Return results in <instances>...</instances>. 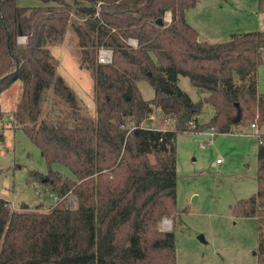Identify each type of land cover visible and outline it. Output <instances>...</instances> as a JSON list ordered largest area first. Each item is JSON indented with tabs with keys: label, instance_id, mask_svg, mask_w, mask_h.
I'll return each instance as SVG.
<instances>
[{
	"label": "trees",
	"instance_id": "1",
	"mask_svg": "<svg viewBox=\"0 0 264 264\" xmlns=\"http://www.w3.org/2000/svg\"><path fill=\"white\" fill-rule=\"evenodd\" d=\"M39 1L42 6L28 8L0 0V95L22 79L16 118H26L23 130L47 166V174L35 172L32 179L60 201L46 212L24 204L11 211L0 199V264H176V137L264 126V94L256 83L264 31L198 42L185 13L202 0ZM257 10L264 14V0H257ZM166 12L171 22L159 25ZM69 24L80 65L93 75L95 120L71 127L38 123L50 88L75 120L80 117L47 50L62 41ZM22 37L25 44L18 43ZM128 39L137 47H129ZM100 48L112 51L111 64H98ZM179 77L206 96L192 102L178 87ZM141 81L154 89L150 101L141 97ZM204 104L215 113L200 126ZM153 108L173 129L140 126ZM256 158L257 191L237 201L232 214L256 220V264H264V141L258 142ZM53 164L65 166L74 178L62 177ZM68 195L75 209L65 204ZM164 218L172 220L170 231L160 229Z\"/></svg>",
	"mask_w": 264,
	"mask_h": 264
},
{
	"label": "rangeland",
	"instance_id": "2",
	"mask_svg": "<svg viewBox=\"0 0 264 264\" xmlns=\"http://www.w3.org/2000/svg\"><path fill=\"white\" fill-rule=\"evenodd\" d=\"M243 3L246 7L241 10L247 13L244 18L255 17L257 0H243ZM17 5L33 8L43 4L39 0H17ZM225 9L236 11L229 6ZM71 20L72 23L77 21L75 17ZM234 20L231 14L225 17L216 15V25L226 24L222 34L216 37V42L227 41L232 34L258 30L261 26L256 24V27L236 30L232 24ZM210 27L208 25L206 28L211 34L216 33L215 27L214 30ZM47 50L56 76L64 80L78 102L80 117L75 120L69 107L50 88L43 94L38 123L71 127L83 125L84 121H94L93 75L89 69L80 65L78 39L70 24L62 41L47 46ZM179 86L189 94L193 102L201 99L202 93L190 84L187 77H180ZM137 87L142 99L154 97V89L146 81L139 82ZM22 90L23 81L18 79L0 95V199L10 204L11 211H18L24 204L30 209L40 205L41 211L46 212L55 204L51 197L53 194L44 185L34 181L32 174H47V166L38 148L23 130L22 124L27 123L26 118L22 122L16 118ZM257 90L264 94V63L257 69ZM211 107L203 105L199 116L200 126L211 119ZM140 126L173 129V123L162 120L154 108ZM246 128L236 129L241 133H251ZM212 133L210 130H195L176 137L177 216L173 230L176 264H256V220L233 216L232 207L237 201L249 198L257 191L258 141L255 137ZM52 169L62 177L74 178L61 164H53ZM65 204L68 208H76V200L72 195L66 197ZM160 229L170 231L171 218H164Z\"/></svg>",
	"mask_w": 264,
	"mask_h": 264
},
{
	"label": "crops",
	"instance_id": "3",
	"mask_svg": "<svg viewBox=\"0 0 264 264\" xmlns=\"http://www.w3.org/2000/svg\"><path fill=\"white\" fill-rule=\"evenodd\" d=\"M221 2H223L224 4L220 5ZM228 6L233 8V9H236V11H234V12L227 11L225 8H227ZM244 7H246V6L243 3V0H202V1L198 2L193 8L186 11L185 19H186V22L197 32V34L201 38V40L205 41L207 43H210V44L218 43V42H216L217 38L219 37L220 34H222L221 32H223L225 30L224 26L226 24H223V25L217 24L219 26L216 25V21H215L216 15H221L222 17H225V15L231 14L233 17H235V20H234L235 22H232V24L234 25L233 27L236 30L245 29V27H256V24H260L261 25L260 29L253 30L250 32L264 31V29L262 27V24L264 23V14L258 12L257 5H256L257 13L256 14L254 13L253 16H255V17H252V19H245L244 18L245 16H247V13H245L244 11L241 10ZM252 12H254V11H252ZM248 14L250 15V13H248ZM163 19H164V23H166V24L170 23L172 20L171 13L166 12L164 14ZM208 25L212 26V27H210L212 30H214L213 27H215L216 33L211 34V32L206 28V27H208ZM230 25H231V22H230ZM242 33H248V32H242ZM237 34H241V33H237ZM256 83H257V72H256ZM138 84L139 83H137V86H138ZM177 84H178V87L180 88V86H179L180 77L178 79ZM182 91H184V93H186L189 97V94L185 90H182ZM139 92L141 94L140 90H139ZM201 95H202L201 99L206 96V94H201ZM150 100L151 99L144 100V101H150ZM190 100H191V98H190ZM207 105H209V104H207ZM214 113H215L214 109L212 108V115L210 116V118H212ZM199 116H200V114H199ZM199 116L197 118L198 124H199ZM257 132L260 135H264V127L258 128Z\"/></svg>",
	"mask_w": 264,
	"mask_h": 264
},
{
	"label": "built area",
	"instance_id": "4",
	"mask_svg": "<svg viewBox=\"0 0 264 264\" xmlns=\"http://www.w3.org/2000/svg\"><path fill=\"white\" fill-rule=\"evenodd\" d=\"M262 27L264 29V24ZM18 43L19 44H25L26 38H24V37L19 38ZM126 43L131 48L137 47V41L134 39H128L126 41ZM97 62H98V64H101V65L111 64V62H112V51L110 49H107V48H100L97 51ZM188 127L192 130L194 128V123L189 122ZM248 129L251 131V133H248V132L247 133H241L239 131V129H233L230 134L240 135V136H245V137H255L258 142L264 141V135L258 134V132H257L258 127L255 123H252L251 125H249L245 130H248ZM186 133H188V131H186ZM212 135H213V133H212ZM217 163H219V161H217ZM51 197L55 203L60 201V199H58L55 195H52Z\"/></svg>",
	"mask_w": 264,
	"mask_h": 264
},
{
	"label": "water",
	"instance_id": "5",
	"mask_svg": "<svg viewBox=\"0 0 264 264\" xmlns=\"http://www.w3.org/2000/svg\"><path fill=\"white\" fill-rule=\"evenodd\" d=\"M157 23H158L159 25H163V24H164V19H162V20H158ZM197 41H198V42H201L202 40H201V38H198ZM199 239H200V240H203L202 236H199Z\"/></svg>",
	"mask_w": 264,
	"mask_h": 264
}]
</instances>
